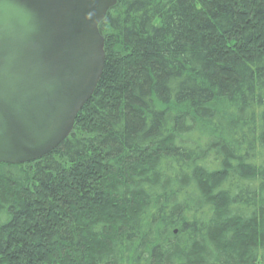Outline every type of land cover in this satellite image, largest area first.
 Masks as SVG:
<instances>
[{
  "label": "trees",
  "instance_id": "trees-1",
  "mask_svg": "<svg viewBox=\"0 0 264 264\" xmlns=\"http://www.w3.org/2000/svg\"><path fill=\"white\" fill-rule=\"evenodd\" d=\"M68 137L0 164V264H264V0H117Z\"/></svg>",
  "mask_w": 264,
  "mask_h": 264
},
{
  "label": "water",
  "instance_id": "water-1",
  "mask_svg": "<svg viewBox=\"0 0 264 264\" xmlns=\"http://www.w3.org/2000/svg\"><path fill=\"white\" fill-rule=\"evenodd\" d=\"M117 0H0V164L40 159L70 134L104 66L98 26Z\"/></svg>",
  "mask_w": 264,
  "mask_h": 264
}]
</instances>
